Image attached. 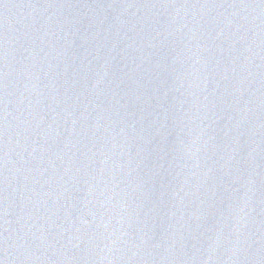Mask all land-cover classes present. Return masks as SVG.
I'll use <instances>...</instances> for the list:
<instances>
[{
	"label": "water",
	"instance_id": "1",
	"mask_svg": "<svg viewBox=\"0 0 264 264\" xmlns=\"http://www.w3.org/2000/svg\"><path fill=\"white\" fill-rule=\"evenodd\" d=\"M0 264H264V0H0Z\"/></svg>",
	"mask_w": 264,
	"mask_h": 264
}]
</instances>
